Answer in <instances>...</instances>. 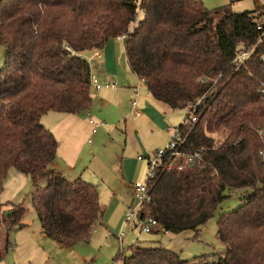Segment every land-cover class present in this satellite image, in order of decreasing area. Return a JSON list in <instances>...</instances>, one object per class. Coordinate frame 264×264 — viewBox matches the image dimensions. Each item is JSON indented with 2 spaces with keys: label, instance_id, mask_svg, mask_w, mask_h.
I'll return each instance as SVG.
<instances>
[{
  "label": "trees",
  "instance_id": "1",
  "mask_svg": "<svg viewBox=\"0 0 264 264\" xmlns=\"http://www.w3.org/2000/svg\"><path fill=\"white\" fill-rule=\"evenodd\" d=\"M257 26L264 30L253 12L235 13L229 4L207 10L200 0H0V189L10 169L45 180L31 196L42 234L67 248L89 243L103 216L98 190L50 169L58 143L40 120L88 112L83 54L123 37L129 70L155 101L186 117L200 101L197 121L178 125L182 150H198L200 163L157 171L137 219L153 218L169 233L196 231L224 190L248 189L217 221L225 253L214 264H264V35ZM23 213L13 208L4 227L21 228ZM128 250L122 264H191L160 246Z\"/></svg>",
  "mask_w": 264,
  "mask_h": 264
},
{
  "label": "rangeland",
  "instance_id": "2",
  "mask_svg": "<svg viewBox=\"0 0 264 264\" xmlns=\"http://www.w3.org/2000/svg\"><path fill=\"white\" fill-rule=\"evenodd\" d=\"M200 1L207 10L229 4L235 13L253 12L257 22L264 24V0ZM3 57L4 49L0 46V69L3 66ZM108 93L110 92L104 89L100 94L94 93L90 116L87 113L67 115L51 112L40 120L41 125L54 135L58 143L55 161L50 169L57 168L58 172L69 181L80 178L94 185L99 193L102 213L103 208L106 210L104 219L111 217V224L104 222L105 227L97 224L94 230L96 232L92 234L89 243H80L81 246L74 250L76 255L82 258L81 262L78 260V256L64 251L58 253L52 250L51 256L55 258L57 264H65L64 260L68 264H83V261L86 264H122L123 259L129 256L128 248L138 243L142 246L166 248L178 254L182 261L191 264L217 263L225 253L224 245L217 238V221L221 215L236 210L250 194V190H224L223 199L218 203L213 216L202 226H199L196 231L187 230L175 234L153 232L146 235L139 232L136 219H133L134 221L128 225L122 224L126 209L131 203L128 185L146 180L147 166L144 163L138 165L137 157L151 154V148L167 145L170 132L156 128H153V132H149L147 128L142 129V125L146 123L143 118L139 120L132 118L131 102L137 103L139 97L143 96L142 88L136 91V89L125 90L117 86L111 92V99L115 100V102H111V108L117 112V116L113 114L112 109L102 108L97 102L98 98L102 97H105L106 100L110 99L105 95ZM144 94L147 97L150 96L147 89L144 90ZM100 110L102 111L100 112ZM178 111L180 114L185 113L182 110ZM88 118L101 124L95 134L91 132V125H88L87 122ZM58 122L61 125H58ZM65 125L72 127V131L68 132L70 134L68 137ZM218 139L219 137L217 141H220ZM127 177L130 179L128 183H126ZM46 185L45 180H38L34 183L29 177L14 169L8 170L2 180L0 231L9 235L11 241L8 242L12 245L13 250H15L16 243L13 235L17 229L5 230L2 221L7 218L6 214L11 213L13 208L21 207L24 210L21 223L28 229L38 231L40 225L32 208L31 196L33 192ZM119 219V223L116 224ZM121 230H123L124 236L120 241L117 235ZM3 239L0 235V254L4 250V248L2 249ZM78 249L80 253H78ZM7 253H11L10 249ZM120 254L121 257L116 259ZM14 264H20V262L15 260Z\"/></svg>",
  "mask_w": 264,
  "mask_h": 264
},
{
  "label": "crops",
  "instance_id": "3",
  "mask_svg": "<svg viewBox=\"0 0 264 264\" xmlns=\"http://www.w3.org/2000/svg\"><path fill=\"white\" fill-rule=\"evenodd\" d=\"M98 53L99 54L97 56H95V52L83 54V56L89 62L91 74L95 75L101 84L113 83L116 85L115 87L102 88L110 92L108 94H105L109 96L110 99L106 100L105 97L98 98L97 102L100 106H102V108L112 109L111 102L112 101L115 102V100L111 99V96H112L111 92H113V90H115L117 86L122 87L125 90L127 89L135 90L136 89V91L142 88L143 96L139 97V101L136 103V105L132 106V102H135V101L131 102V107L133 108L132 118L134 120H139L140 118L141 119L143 118L144 121L146 122L144 125H142V129L147 128L149 132H153V128H156L161 131L169 133L168 127H176L182 123L183 118H185L186 116V113L181 112L182 114H180L178 113L180 112L178 110H171L165 105H160L161 103L155 101L151 96L148 95L149 97H147L146 93H145L146 95L144 94V90L146 89L144 83L141 80H139L134 74H132L131 71L129 70L122 40L110 39L104 46L103 50L98 51ZM102 89L97 92L91 91V96H93L94 93L100 94ZM93 103L94 102L92 98V105ZM101 111L102 110H100V112ZM111 111H113V114L117 116V112H114L113 109ZM86 113L87 115L90 116L91 109ZM136 113H139L138 117H135ZM184 114L185 116L183 117ZM89 119L90 118H88V120ZM58 125H61V124L59 123ZM65 130H66L65 131L66 136L67 137L70 136L68 132L72 131V127H68V125H65ZM163 147L156 146L154 148H151L150 152L151 154L152 152L155 153L157 150ZM54 161L52 162V165ZM137 163L138 165L142 164L139 161H137ZM122 167L124 168L123 164H122ZM55 170L58 171L57 168ZM127 179H126V183H128V181L130 182V179L128 177ZM134 183H137V182H134ZM105 214H106V210L103 208V216L101 220L99 221V226H104V222L111 224V220H110L111 217H106V219H104ZM119 221L120 219L117 220L116 224H118ZM128 224L130 223H126L124 225H128ZM137 225H138V222H137ZM138 228H139V225H138ZM4 229L9 230V231L13 229H17V232L15 233V235H13L16 243L14 245L15 250H13L12 245L9 244L8 242L10 240L9 235L4 234L2 231H0V235L2 236V238H4L3 239L4 243L2 245V249L4 248V250H3V253H1L2 259L0 261V264H12V261L14 264L15 260L19 261L20 264H57L56 263L57 261L55 260V258L51 256L52 250L58 253H61L64 251L70 254H74L75 256H78L76 255L74 250H76L78 246H81L80 244H77L76 246L71 247V248L60 246L54 241L46 238L42 234L41 229H39L38 231L34 229L31 230V229H28L24 224L22 225L21 228L14 227L11 229H6V228ZM95 232L96 231H94L93 233ZM139 232H140V229H139ZM156 232H163V229L160 227L159 229L155 230V233ZM9 249L11 253H7ZM78 253H80L79 249H78ZM74 255L73 257H75ZM78 260L81 262L82 258L78 256ZM64 262L65 264H68L66 260H64ZM83 264H86V262L83 261Z\"/></svg>",
  "mask_w": 264,
  "mask_h": 264
},
{
  "label": "built area",
  "instance_id": "4",
  "mask_svg": "<svg viewBox=\"0 0 264 264\" xmlns=\"http://www.w3.org/2000/svg\"><path fill=\"white\" fill-rule=\"evenodd\" d=\"M257 30L260 31L261 36L264 35V30L262 27L257 26ZM118 40H122L123 37H118ZM68 49V48H66ZM99 53L95 52V56ZM247 57L246 52L237 53L233 59V63L235 66H239L243 63L245 58ZM116 85L113 83H103L101 84L98 78L95 75L90 76V90L91 91H99L102 88H110L115 87ZM259 93L262 97H264V88L259 90ZM264 100V98H263ZM200 104V101L197 102L190 111L189 115L185 117L181 123V125H189L193 124L197 121V117L195 115L196 108ZM136 102H132V106H135ZM139 113L135 114V117H138ZM89 125H91V132L95 133L96 130L101 127L100 123L94 122L93 120H88ZM168 131L170 132V138L165 145L164 148L157 150L152 154L140 155L137 157V161L146 164L147 166V175L146 180L144 182L132 183L129 185L128 189L131 196V203L129 207L126 209V212L123 216V224L130 223L136 219L139 225L140 232L142 234H151L155 232V230L160 228L159 223L153 218H146L143 220L137 219V213L140 206L143 203H147L150 201V187L148 185L149 182L155 179V175L157 171H170L174 167L178 171H182L185 167L193 164H199L201 161L200 152L198 150L193 151L192 153H186L182 150L184 146V139L182 138L178 126L176 127H168ZM259 156L261 160L264 162V150L259 152ZM163 232H165L163 230ZM124 236L123 230L119 232L117 235L118 240Z\"/></svg>",
  "mask_w": 264,
  "mask_h": 264
},
{
  "label": "water",
  "instance_id": "5",
  "mask_svg": "<svg viewBox=\"0 0 264 264\" xmlns=\"http://www.w3.org/2000/svg\"><path fill=\"white\" fill-rule=\"evenodd\" d=\"M11 213H7L6 216H9Z\"/></svg>",
  "mask_w": 264,
  "mask_h": 264
}]
</instances>
